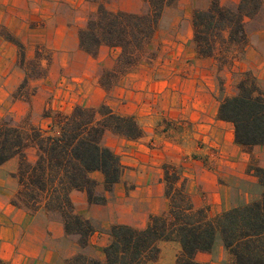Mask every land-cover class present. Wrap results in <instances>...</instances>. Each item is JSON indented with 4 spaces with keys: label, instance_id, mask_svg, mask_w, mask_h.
I'll list each match as a JSON object with an SVG mask.
<instances>
[{
    "label": "crops",
    "instance_id": "1",
    "mask_svg": "<svg viewBox=\"0 0 264 264\" xmlns=\"http://www.w3.org/2000/svg\"><path fill=\"white\" fill-rule=\"evenodd\" d=\"M206 4L199 7L203 9ZM104 5L110 11L128 13L146 8L143 0H106ZM96 8L92 0H0V24L18 37L28 56L32 57L37 48L52 53L49 74L32 80L36 92L31 104L36 120L44 108L60 109L63 100L56 99L61 95L59 81L74 73L78 80L92 78V104L86 105L96 108L106 104L115 113L132 116L142 130L137 138L105 131L104 143L119 155L124 171L113 190L105 192L104 204L88 203L83 191L70 192L74 211L95 227L85 247L65 233L59 216L43 209L31 213L13 205L11 198L19 188L14 175L18 159L0 165V264H65L78 252L103 259L102 247L109 241L112 225L143 228L150 215L167 211L164 166L178 173L194 207H205L210 216L261 196L262 186L248 166L253 162L264 168V145L247 149L236 143L233 124L218 118L222 98L216 83L218 67L212 58L198 57L193 48H185L187 42L191 47V21L188 36L182 38L178 29L164 39L168 47L158 49L163 40H155V35L154 59L138 63L106 91L97 81V67L113 69L118 49L101 45L94 57L78 45V30ZM168 12L165 7L161 17L164 25ZM169 22L172 28L182 24L180 17ZM247 36L242 58L228 67V72L251 70L264 84V29ZM16 60V45L0 37V105L25 76ZM233 92L228 90L225 95ZM50 96L51 103H45ZM27 108V102L15 99L9 110L12 116H21ZM50 121L41 117L40 125L46 128ZM91 175L99 182L97 190L103 192L101 174ZM158 246V262L174 264L179 243L160 241ZM194 258L206 264L230 261L219 235L210 252H197Z\"/></svg>",
    "mask_w": 264,
    "mask_h": 264
},
{
    "label": "trees",
    "instance_id": "2",
    "mask_svg": "<svg viewBox=\"0 0 264 264\" xmlns=\"http://www.w3.org/2000/svg\"><path fill=\"white\" fill-rule=\"evenodd\" d=\"M92 1L97 8L78 30V45L91 56L97 55L101 45L118 49L114 69L98 67L96 72L98 83L108 91L120 76L151 54L148 47L162 12L174 0H143L146 8L140 13L110 11L104 5L106 0ZM263 2L239 0L224 6L219 0H210L208 7L194 9L191 40L196 55L210 58L243 52L247 45L245 18L260 11ZM0 35L19 48L22 66L37 58L42 49L47 52L45 60L51 61L46 48H37L28 60L24 44L1 24ZM240 75L234 93L220 99L217 116L231 122L234 141L250 149L264 145V88L252 71ZM29 76L25 69L19 87L26 85ZM43 116L51 120L46 128L27 116L15 119L6 114L0 118V165L18 159L14 175L19 188L11 203L31 213L43 209L59 216L65 233L85 247L95 227L74 211L70 192L83 191L88 203L104 204L105 192L113 190L124 171L119 155L104 143L105 131L137 138L142 130L132 116L115 113L106 104L97 108L76 104L68 113L47 109ZM27 148L34 150L32 159ZM248 170L262 186L260 198L210 216L205 207H194L178 173L164 166L169 202L165 213L150 215L143 228L112 225L109 241L102 247L103 259L78 252L65 264H160V241L179 243L174 264H206L197 262L195 254L210 252L217 235L230 255V264H264V168L250 162ZM93 172L101 174L103 192L97 190L99 182Z\"/></svg>",
    "mask_w": 264,
    "mask_h": 264
},
{
    "label": "rangeland",
    "instance_id": "3",
    "mask_svg": "<svg viewBox=\"0 0 264 264\" xmlns=\"http://www.w3.org/2000/svg\"><path fill=\"white\" fill-rule=\"evenodd\" d=\"M219 1L224 6H229V5H232L233 3L238 2V1L232 2V0H219ZM205 2L208 3L205 6V8H206V7H208L210 0H174V2L172 4L166 6L167 10H169L168 14L166 15L167 19H168L167 24L170 23L169 21L171 19H174L176 17L181 18L182 24H181V26H179L180 28H178V27L172 28V27H170V25H167V24L164 25V23H166V21L163 23L161 21V18H160L156 32H155V34L151 40V43L148 47V50L150 51L151 54L146 55L140 62H142V61L150 62L156 56V52L154 53V49L156 47V45L154 43L155 42L154 41L155 35L157 36L155 38V40H158L161 42L163 40V43L159 44L158 49H160L161 45L165 46V47L170 46L168 43L164 42V39L170 38L172 35H175L178 32V29L180 31V35L182 38H185L186 36H188L190 34L188 22L191 21V13L196 8L202 9V7H199V6H201V5L204 6ZM175 9H177V10L174 11ZM161 17H162V15H161ZM190 25H191V22H190ZM191 28H192V25H191ZM258 29H264V2H263V5H262V8L260 9V11H258L252 17H246L245 18V30L247 32V35H248V33L252 32L254 30H258ZM0 37L5 39L1 35H0ZM247 43H248V36H247ZM188 45H189V47H188ZM185 46H186L185 48H189V49L193 48L194 49L192 40H191V47H190L189 42H187V45L185 44ZM16 48H17L16 66L22 68L24 71H25V69H27V72L30 76H29V79H28L25 86L19 87V85L21 83L20 82L18 84V86L16 87V89H14L12 91L10 96H8L7 99L4 100V103L2 105H0V118L6 114H10L9 107H10L11 101H14L15 99H21V100L27 102L28 108L24 112V114H22L21 116H13V117H15L16 119H20V118L27 116L30 118V120L33 123L36 122L35 124L41 126L40 125L41 124L40 123L41 117L42 118L44 117L43 114L46 112L47 109H52V108H49V107L44 108V110H42V114L40 115V118L37 120L35 119L36 114L34 115V112H33L34 107H32V104H31V97L35 94L36 88L32 84V80L34 81V79L39 78V77L40 78L46 77L49 74L50 67L52 64V53L50 51L51 61L47 62L45 60V57H47V52H45V50L42 49L39 53L40 55H38L37 58H35L34 60H31V61H27L25 63V65L22 66L20 64V60H19V48L17 46H16ZM244 51H245V49H244ZM244 51L243 52H237V53L228 52L225 57H219V56L210 57V58H212L213 62L216 64V66L218 67V75L216 77V80H217L216 83H217L218 97L219 98L223 97V95H225V93H227L228 90L231 92L233 90L235 91L236 83H237L238 79L240 78V76H241L240 74L242 71H240L238 69H234L233 71H230V73H229L228 67H230L234 62L240 60L244 54ZM25 55H26V58L29 60V59L33 58L35 54H33L32 57L28 56V52L26 51V48H25ZM78 60H80V58H78ZM38 63H39V65H38ZM75 68H76V66L74 67V69ZM42 73H45V74L43 76H41ZM73 74L74 73H70L69 76H67V77H65L59 81L60 85L58 88L61 89V91H60L61 95H59L57 93L59 96L56 97V99H61V100H63V102L60 104V109H58L57 107H54L52 110H58V111L68 113L73 108V106L76 104H80V105L87 106V107H92L91 105L90 106L86 105V104H92V97L91 98L89 97V94L92 95V78L84 79L82 81V80H78V78H73ZM120 77H119V79H120ZM259 84L264 88V84H262L260 81H259ZM88 88H90V90ZM50 98L53 99V96L46 98L45 103H51ZM61 107H63V108H61ZM27 155H28V158L34 156L33 148H27ZM222 263L223 264H230V261L228 260V261H224Z\"/></svg>",
    "mask_w": 264,
    "mask_h": 264
}]
</instances>
